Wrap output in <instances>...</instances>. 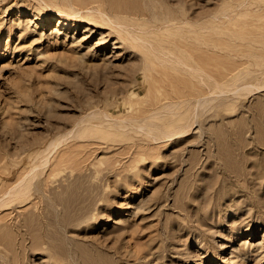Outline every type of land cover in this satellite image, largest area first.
I'll return each mask as SVG.
<instances>
[{
	"label": "rangeland",
	"instance_id": "obj_1",
	"mask_svg": "<svg viewBox=\"0 0 264 264\" xmlns=\"http://www.w3.org/2000/svg\"><path fill=\"white\" fill-rule=\"evenodd\" d=\"M140 1L125 26L97 3L0 0V264H264V89H245L264 82V0ZM218 177L243 179L198 208Z\"/></svg>",
	"mask_w": 264,
	"mask_h": 264
},
{
	"label": "bare ground",
	"instance_id": "obj_2",
	"mask_svg": "<svg viewBox=\"0 0 264 264\" xmlns=\"http://www.w3.org/2000/svg\"><path fill=\"white\" fill-rule=\"evenodd\" d=\"M66 1V4H68L69 5V7H71V8H74L75 10V12H77V6L76 5H82V7H86V5L89 3H97V4H95L96 6L94 7V9H98L99 10V13L98 14H93L94 16H98V17H101L105 22H107V21H110V20H113V18H115V20L117 21V22H121V23H123L125 26L126 25H128V24H135V22L140 18V15H139V10H140V8L139 7H141V5H138L137 6V1L136 0H134L135 1V3H133L132 1L133 0H116V1H114L113 0V2L112 1H110V0H108L110 3H109V5H110V8L108 7V6H106V4H105V0H79V1H81V2H78V0L76 1V0H74V1H72V0H65ZM116 2V3H115ZM140 2H142V0L140 1ZM84 4H86V5H84ZM138 4H140L139 2H138ZM84 5V6H83ZM234 5V4H233ZM230 7V6H229ZM229 7H225L224 8V11H226V10H228V8ZM108 8L110 9V11L108 10ZM86 9V8H85ZM79 12V11H78ZM109 12H112L113 13V16L112 15H110L109 14ZM220 12V11H219ZM222 13H225V12H222ZM37 18V17H36ZM170 20H173V18L171 17L170 18ZM48 21H50V19H48ZM60 23L61 24H63V27L64 26H66V25H69L68 24V22L67 21H63L61 18H60ZM119 25V24H118ZM169 31V30H168ZM140 37V36H139ZM134 38H136L135 36H134ZM142 40H144L145 39V37H140ZM128 39V38H127ZM121 43V42H120ZM252 43V42H251ZM120 47H122L121 46V44H119V42H115V44H114V48H120ZM183 61V63H186L184 60H182ZM190 67H192L193 69H195V70H204L203 68H202V66H200V65H198V64H196V66H192V65H190ZM251 70L250 71H248V72H246V73H243V74H240V75H238V78L235 80V81H233V82H228L227 83V87H229V86H231V85H233V84H237V87L239 86L238 85V83H239V81L240 80H245L247 77H250V78H252L253 76H252V74H251ZM260 79V77L258 76V78L256 79V80H259ZM246 84V83H245ZM216 87L215 88H217V89H215L216 90V92L217 91H220V92H228L229 90L228 89H225L224 87H222V85L220 84V83H216ZM263 88L264 89V82H258V83H252L251 82V84H249L248 86H246V88L245 89H247L248 91H253L255 88ZM218 88H220V89H218ZM237 89H239V87L237 88ZM260 91V90H259ZM254 92V91H253ZM178 124H176V128L174 129V130H169L170 131V133L168 134L169 136L170 135H173L174 133H179V132H183L184 131V123H181L180 121H178L177 122ZM172 131V132H171ZM233 132V131H232ZM239 132V131H238ZM237 131L235 132V133H238ZM241 133H242V130H241ZM241 133H239L240 135H241ZM229 134V133H228ZM233 135H234V132H233ZM232 135V133H230V135H228V137H230V138H232L233 139V141L234 140H236L235 139V135L233 136ZM237 135V134H236ZM243 136H244V134H243ZM226 137H227V135H226ZM175 138V137H174ZM215 138V137H214ZM237 138V137H236ZM245 140V139H244ZM227 141V140H226ZM215 142V143H214ZM213 143H214V146H216V148L218 149V152H217V156L220 154V149H223V145H222V143H221V141H214ZM225 142V141H224ZM245 143H246V141H244ZM237 143V142H236ZM235 142H234V144H236ZM226 144V143H225ZM225 144H224V146H225ZM228 144H232L233 145V142H231V141H229L228 143H227V145ZM242 144H244V143H242ZM241 144V145H242ZM261 144V143H260ZM240 145V146H241ZM249 146V145H248ZM243 147V146H242ZM241 147V148H242ZM206 149V148H205ZM234 150V149H233ZM233 152V151H232ZM231 153V152H230ZM225 154V153H224ZM232 155V154H231ZM233 155H234V153H233ZM224 156V155H223ZM227 156V155H226ZM237 156V155H236ZM235 155L234 156H231L232 158H234V157H236ZM228 157V156H227ZM245 160V159H244ZM248 161V160H247ZM243 166H244V164H243ZM227 167V166H226ZM241 170L243 169V168H240ZM239 169V170H240ZM239 170H238V172H239ZM213 173H214V171H213ZM239 173H241V174H243V173H245V172H239ZM246 176V175H245ZM248 176V175H247ZM234 178H237V180H239L240 178L241 179H243L242 177H218V178H216V179H212V180H202L203 182H200L201 184H199L198 185V183L196 184L197 186V188H198V191H200L199 192V195H197V196H199V206H197L198 208H200V209H204L205 208V210H207V212H208V209L210 208V209H215L216 211L217 210H219V209H222V208H224V207H222V204H220V202L219 203H217L216 201H218V200H223V199H227V197H228V193H231V191L229 190V188H228V190H225V189H223V187H221V183L223 182V180H234ZM202 179V178H201ZM247 181V180H246ZM191 182H193V180L191 181ZM191 182H190V184H191ZM218 182H220L219 183V185H217V183ZM229 182V181H228ZM234 183V182H233ZM193 184V183H192ZM231 185V184H230ZM234 185V184H233ZM237 185V183H235V185L234 186H236ZM238 186V185H237ZM195 187V186H194ZM238 187H240V184H239V186ZM231 188V187H230ZM27 189H30V187L29 188H27ZM196 192H197V190H196ZM232 194V193H231ZM230 194V195H231ZM258 195V194H257ZM263 195V194H262ZM194 196H196L195 194H190V201H192L193 199H196V197H194ZM261 196V195H260ZM259 196V197H260ZM57 197V196H56ZM194 197V198H193ZM261 198V197H260ZM259 198V199H260ZM263 198V197H262ZM57 199V198H56ZM198 200V199H197ZM213 200V201H212ZM230 200V199H229ZM91 201V200H90ZM206 201V202H205ZM60 203V202H59ZM59 203H57V204H59ZM192 202H190V204H191ZM194 203V202H193ZM223 203V202H222ZM233 203V202H232ZM192 205V204H191ZM257 205L258 206H261V205H264V203L263 202H261V201H257ZM256 205V206H257ZM193 206H195L194 204H193ZM231 207V206H230ZM46 208V207H45ZM44 208V209H45ZM47 209V208H46ZM60 209V208H59ZM83 209V208H82ZM227 209H229V208H227ZM63 210V209H62ZM199 210V209H198ZM260 210H261V208H260ZM43 211V210H42ZM41 211V212H42ZM46 211V210H45ZM200 211V210H199ZM211 211H213V210H211ZM211 211H210V214H211ZM262 211V210H261ZM51 212H53V211H51ZM255 212V211H254ZM38 213V212H37ZM62 213V212H61ZM206 213V212H205ZM263 213H264V211H263ZM43 215H44V212L42 213ZM52 214V213H51ZM60 214V213H59ZM80 214V213H79ZM201 214V213H200ZM203 214V213H202ZM201 214V215H202ZM213 214V213H212ZM211 214V215H212ZM42 215V216H43ZM45 215H47L48 216V214L47 213H45ZM54 215V214H53ZM40 216V215H39ZM60 216V215H59ZM85 216V215H84ZM195 216V215H194ZM206 216V215H205ZM208 216V215H207ZM206 216V217H207ZM33 217V216H32ZM37 217V216H36ZM80 217V216H79ZM195 217H198V216H195ZM43 218H46V216L45 217H43ZM200 218V217H199ZM203 218V217H202ZM212 218V217H211ZM216 218V217H215ZM197 219V218H196ZM208 219V218H207ZM44 219H42V221H43ZM46 220H47V218H46ZM55 220H57V219H55ZM203 220V219H202ZM205 220V219H204ZM47 221H49V219L47 220ZM52 221H54V220H52ZM63 221V220H62ZM98 221V220H97ZM210 221V220H209ZM29 222H31V221H29ZM51 222V221H50ZM196 222V221H195ZM201 222V221H200ZM203 222V221H202ZM201 222V223H202ZM53 223V222H52ZM204 223V222H203ZM208 223V222H207ZM40 224V223H39ZM54 224V226H56L55 225V222L53 223ZM205 224V223H204ZM29 225H30V223H29ZM64 225V224H63ZM199 225H201V224H199ZM36 226V225H35ZM53 226V227H54ZM66 226V225H65ZM31 227V229H32V226H30ZM51 227V226H50ZM57 227V226H56ZM68 227V226H67ZM213 227V226H212ZM38 229H42V228H40V227H38ZM48 229L49 228H47V231H48ZM52 229V228H51ZM51 229H50V231H51ZM57 229V228H56ZM65 229V228H64ZM67 230V229H66ZM235 230V229H234ZM49 231V232H50ZM58 231H60V230H58ZM204 231V230H203ZM23 232V231H22ZM34 232V231H33ZM33 232H30V230H29V227H28V233H30V234H33ZM53 232V231H52ZM61 232V231H60ZM244 232V231H243ZM41 233H42V231H41ZM44 233V232H43ZM45 233H46V231H45ZM236 233V232H235ZM5 235V234H4ZM3 235V238H5L6 240H8L7 239V237L6 236H4ZM42 235V234H41ZM51 235V234H50ZM23 236H24V234H23ZM51 236H53V235H51ZM1 237V236H0ZM22 237V236H21ZM39 237V236H38ZM38 237H36V238H38ZM54 237V236H53ZM30 238H33V241L35 240V237H34V235L32 236L31 235V237H29L28 236V239H30ZM50 238V237H49ZM48 238V239H49ZM52 238V237H51ZM1 239H2V237H1ZM0 239V240H1ZM25 239L26 238H23V240H22V244H23V242L25 241ZM44 239V240H43ZM55 239V238H54ZM45 240H47L44 236H42V238H41V241L38 239L37 240V242L35 243V242H33L30 246H31V248L32 247H37V248H42V247H44L43 245H44V241ZM27 241V240H26ZM39 241H40V244H37V243H39ZM74 241V240H73ZM247 241V240H246ZM4 243H5V241H3ZM20 242H21V240H20ZM19 242V243H20ZM46 242V241H45ZM58 241H57V239H56V241L54 242L55 244L57 243ZM1 244H3L2 242H0ZM9 243V242H8ZM49 243V242H48ZM244 243H245V241H244ZM6 244V243H5ZM25 244H26V242H25ZM25 244L23 245L24 247H25ZM52 244V243H51ZM59 244V243H58ZM8 245V249L10 250L11 248H14V247H11L10 248V244H7ZM10 245V246H9ZM15 244H13L12 246H14ZM62 245V243L60 244V246ZM65 245H66V242H65ZM64 245V246H65ZM263 245V242H258L257 243V246H262ZM51 246V245H50ZM49 245L48 246H45L44 248L47 250V249H50V254L52 255V256H54L55 257V260H54V263H58V261H62V260H64V259H67L66 258V256L65 255H63L64 253V251H61L62 250V248H64V247H62L60 250L58 249V247H57V244L55 245V246H51L50 247ZM216 246V245H215ZM4 247H6V246H4ZM53 247H56L57 249H58V252L59 251H61V253L59 254L60 256H57L58 255V253L56 252L57 250H55V248H53ZM244 247V246H243ZM247 247V246H246ZM76 245H74L73 246V252L76 250ZM248 248V247H247ZM247 248H243L242 249V254H247V253H249L250 251H249V248L247 249ZM7 249V250H8ZM15 249V248H14ZM14 249H12V250H14ZM28 249H29V251H28V254H29V252H30V248L28 247ZM32 249H34V248H32ZM39 249H37L38 251H39ZM44 249V250H45ZM65 249V248H64ZM63 249V250H64ZM35 250V252H36V249H34ZM40 250H42V249H40ZM68 250V249H67ZM117 250V249H116ZM33 250H31V252H32ZM48 251V250H47ZM14 252H16V251H14ZM25 252H26V249H25ZM30 252V253H31ZM34 252V251H33ZM46 252V251H45ZM67 252V251H66ZM118 252V251H117ZM120 252V251H119ZM17 253H18V250H17ZM16 253V254H17ZM21 253V252H20ZM77 253V252H76ZM16 254H15V256H16ZM46 254V253H45ZM62 254V255H61ZM66 255H67V253H65ZM18 255V254H17ZM81 254H79V256H80ZM248 255V254H247ZM251 255V254H250ZM14 256V257H15ZM27 256V255H26ZM13 257V256H12ZM28 257H31L30 255L28 256ZM33 257V256H32ZM74 257V256H73ZM81 257V256H80ZM251 256H249V258H250ZM18 258H19V256H18ZM22 258V257H21ZM25 258V257H24ZM32 259V258H31ZM82 259V258H81ZM17 260H19V259H17ZM32 260H34V259H32ZM31 260V261H32ZM83 261V260H82ZM15 262H16V260H15ZM35 262V261H34ZM65 262H68V260L67 261H65ZM64 262V263H65ZM72 262H74V261H72ZM36 263V262H35ZM38 263H40V262H38ZM53 263V262H52ZM69 263V262H68ZM31 264H32V262H31ZM40 264H42V263H40ZM47 264V263H46ZM49 264V263H48ZM62 264H63V262H62ZM67 264V263H66ZM71 264V263H70ZM75 264V263H74ZM83 264V263H82Z\"/></svg>",
	"mask_w": 264,
	"mask_h": 264
}]
</instances>
